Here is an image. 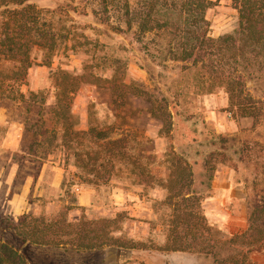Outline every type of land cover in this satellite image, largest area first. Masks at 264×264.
Returning a JSON list of instances; mask_svg holds the SVG:
<instances>
[{"label":"rangeland","instance_id":"1","mask_svg":"<svg viewBox=\"0 0 264 264\" xmlns=\"http://www.w3.org/2000/svg\"><path fill=\"white\" fill-rule=\"evenodd\" d=\"M211 1L216 5L205 14L210 21V36L216 38L233 33L238 25L237 0ZM28 3L39 9L40 15L52 25L50 39L55 42V49L51 55L43 50L30 53L33 64L20 87L25 100H0V240L19 250L28 264H111L115 258H121V264H126L135 258L137 261L146 258L129 251H107L104 249L107 246L77 252L23 242L13 229L22 215L37 217L39 213L46 214L45 200L41 202L34 195L37 182L47 197H55L57 193L52 191L50 184L60 172L63 182L58 195L63 208L71 205L73 208L77 187L91 190L93 205L109 211H113L115 190L125 193L127 205L137 203V198L150 200L148 205L155 218L148 223L155 225L157 230L154 228L152 233L153 241H136L135 250H149L147 257L151 264H212L209 257L193 253L180 252L157 258L155 252H150H171L161 250L165 242H155L166 239L163 218L168 209L162 205L166 191L161 184L168 178V151L172 149L191 166L192 189L202 199L207 222L222 233L239 234L246 225V179L252 173L242 152L243 143L247 141L264 146V121L258 122L236 108L230 109L223 90L201 79L197 68L185 69L189 63L186 65L164 58V53L156 57L159 56L157 49L166 45V39L160 34L148 35L144 43H138L131 31L126 32L120 23L118 9L110 11L109 20L103 21L91 13L92 6L84 5L83 0H29ZM3 10L4 7L0 6V14ZM118 25L123 32L112 30ZM112 58L125 65L123 82L127 85V93L122 102H114L109 89L84 83L71 107L77 130L91 129L94 136L104 134L106 137L92 138L93 143L91 141L89 146L93 153L104 151L107 138H121L126 148L124 153L127 157L116 164L109 180L93 185L78 175L81 170L75 166L72 156L66 157L59 147L54 150L55 146L50 145L49 153L44 154V149L33 143L32 133L44 128L50 130L53 126L50 116L54 104L50 77L53 70L81 74L89 66L93 72L106 78L112 71ZM47 59L48 66L44 64ZM246 86L256 98L255 103L258 102L256 109L250 111L263 118L264 82L248 81ZM30 92H41V97L33 98ZM149 96L165 100L172 122L167 135L160 133V122L149 114ZM41 98L43 103H40ZM25 128L29 131L25 132ZM35 138L43 140L47 146L49 138ZM55 143L57 146L60 144L58 135ZM212 165L215 169L211 173L209 168ZM137 168L149 172L157 181L147 187L139 184ZM99 174L101 179L107 176L104 169ZM40 176L42 179L38 181ZM92 208H89L91 213H83L82 216L90 220L88 215L94 213ZM127 213L129 211L120 210L113 218H101L109 220L107 232L114 238L129 240L125 231L129 219ZM252 258L257 264H264V248L255 250ZM144 261L140 264H146Z\"/></svg>","mask_w":264,"mask_h":264},{"label":"trees","instance_id":"2","mask_svg":"<svg viewBox=\"0 0 264 264\" xmlns=\"http://www.w3.org/2000/svg\"><path fill=\"white\" fill-rule=\"evenodd\" d=\"M28 1L0 0V6L4 7L0 14V100H25L20 87L33 64L30 53L43 50L51 55L55 49V42L50 39L52 25ZM83 2L84 5L92 6L91 13L103 21L109 20L110 11L118 9L120 23L125 26L126 32L131 31L138 43H144L148 35H162L166 45L157 49L159 56L156 57L164 53V58L186 65L189 63L185 69L197 68L201 79L223 90L230 109L236 108L258 122L264 121V116L261 118L250 111L256 109L258 102L255 103L256 98L246 86L248 81L264 82V0H237V28L231 34L216 38L210 36V21L205 16L206 11L216 5L211 0ZM138 3L140 6L137 7ZM9 5L12 8H8ZM112 30L123 32L121 25L112 27ZM110 62L112 71L106 78L93 72L89 66L81 74L53 70L50 76L54 89V104L50 109L53 126L50 130L44 128L32 133L33 143L41 146L44 154L49 153L50 145L55 146L54 150L59 147L64 156H72L75 166L81 170L78 175L93 185L109 180L116 164L119 165L122 158L127 157L124 153L126 148L121 138H107L104 151L93 153L89 146L91 141L93 143V139L106 137L104 134L94 136L91 129L77 130L71 107L77 91L84 83L105 87L110 90L114 102H122L127 93V85L123 82L125 65L116 58ZM44 64L48 66L49 60H45ZM29 95L37 98L41 97V92H30ZM147 101L150 104V116L161 124L160 133L169 134L171 113L165 100L149 96ZM28 131L25 128V132ZM57 135L60 143L58 146L55 143ZM36 136L49 138L47 146L43 140H37ZM243 144L242 152L245 153L247 166L251 167L252 173L246 179V229L239 234L222 233L207 222L202 199L192 189L191 166L169 149L168 178L161 184L166 191L162 205L168 209V214L163 218L166 239L162 251L203 255L209 257L212 264H257L252 254L264 248V146L247 141ZM102 169L107 173L104 179L99 174ZM137 169L139 184L147 187L157 181L149 172ZM214 169L215 165H212L209 172L212 173ZM71 208L72 205L67 206L52 215H22L13 229L23 242L43 247L68 248L77 252L94 251L105 246L136 247L132 240L111 236L106 225L109 220H88L82 216L77 223H70L67 213ZM0 264L28 263L19 250L0 240Z\"/></svg>","mask_w":264,"mask_h":264},{"label":"crops","instance_id":"3","mask_svg":"<svg viewBox=\"0 0 264 264\" xmlns=\"http://www.w3.org/2000/svg\"><path fill=\"white\" fill-rule=\"evenodd\" d=\"M42 176H40L38 181H41ZM63 182V176L62 173L57 172L53 181L51 182L50 186L52 191H55V194L57 195L55 197H47L46 192L43 188L39 187V183L37 182L36 188H35V197H38L41 202H44V212L48 215L57 214L60 212V210L63 208V201L59 199L58 193L61 192ZM76 198L75 202L73 203V208H71L67 213V220L70 223H77L81 218L83 213H87L89 211V208L94 209L93 214L88 215V218L90 220H98L101 218H113L116 211L120 210H127L129 213L127 215L129 216V219H127V223L125 224V231L126 236L129 240H132L134 242L136 241H147L151 240L152 233L155 228L153 224H149L148 221L155 218V215L153 214L150 206L148 205L149 201L145 197L137 198V203H133L132 205H127V196L125 193L121 190H115L112 195V210L104 209L103 207H95L93 205V192L91 190L77 187V190L75 192ZM155 228V229H154ZM246 229V225H243L239 233H242ZM150 237V238H149ZM153 241V240H151ZM156 243L163 244L165 242L164 238H161L159 241H155ZM105 250L109 249H115L114 251H129V253H140L141 255L145 256L146 258H140V261H144L146 264H151L149 258L147 257V253L149 250H135V248H120L118 247H112L107 246L104 248ZM135 250V251H134ZM155 252V256L157 258H165V256L170 257V255H177L180 254V252H170L165 253L162 252L161 254L157 253L158 251H151ZM120 253V252H119ZM140 261H137L135 258L134 260H130L126 264H140ZM123 260L121 258H115L111 261V264H121Z\"/></svg>","mask_w":264,"mask_h":264}]
</instances>
